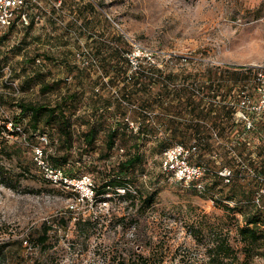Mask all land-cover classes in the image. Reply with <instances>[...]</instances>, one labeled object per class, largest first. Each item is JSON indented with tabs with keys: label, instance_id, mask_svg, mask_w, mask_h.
Listing matches in <instances>:
<instances>
[{
	"label": "rangeland",
	"instance_id": "obj_1",
	"mask_svg": "<svg viewBox=\"0 0 264 264\" xmlns=\"http://www.w3.org/2000/svg\"><path fill=\"white\" fill-rule=\"evenodd\" d=\"M61 1V22L52 20L53 12L43 0L44 9L30 27L0 32L5 36L0 42V96L4 98L0 125L6 122L13 131L18 101L54 103L60 94L75 91L70 159L82 157L85 166L81 172L75 167L76 174L89 175L98 189L101 173L114 169L131 144L107 149L104 130L92 150L82 139L92 95L102 92L121 98L124 106L132 105L111 83L102 85L98 80L101 67L93 41L104 38L111 46V35L119 32L126 41L124 54L131 65L128 75L141 67L148 74L160 73L181 94L193 92L206 106L214 104L210 118L203 123L204 131L213 136L212 149L203 150L194 141L187 144L197 146L192 161L209 170L201 180L206 190L164 173L160 154L151 151L153 143H148L142 163L129 175L133 178L130 189L138 201L135 206L123 192L82 200L75 191L52 186L40 175L32 157V146L39 139L32 136L25 117L18 125L20 130L15 128L18 133L0 129V142L8 140L21 148L20 160L0 155L5 170L14 176L21 174L15 187L0 181V252L8 254L0 264H210L211 225L228 232L238 249L241 244L236 240L235 219L241 220V215L214 203L212 198L224 199L228 180L223 178L214 187L212 178L225 168L238 172L241 165L240 176L249 179L260 164L264 133L250 134L247 150L236 147L232 138L243 130V124L232 120L226 101L256 95L250 72L264 67V0ZM53 82L54 89H41ZM185 118L192 117L186 113L178 116L182 121ZM215 118L222 120L223 130L213 125ZM122 121L136 131L137 121L132 116ZM47 134L54 153L61 141L56 132ZM261 154L264 156V151ZM261 185L264 188V183ZM154 190L151 206L141 205L139 199ZM221 204L234 206L230 201ZM80 213H92L96 221L80 225ZM45 227H49L47 240L41 244L37 240ZM17 240L23 241L18 253L14 250ZM238 256L235 264L264 262L255 255L244 263L240 250Z\"/></svg>",
	"mask_w": 264,
	"mask_h": 264
},
{
	"label": "trees",
	"instance_id": "obj_2",
	"mask_svg": "<svg viewBox=\"0 0 264 264\" xmlns=\"http://www.w3.org/2000/svg\"><path fill=\"white\" fill-rule=\"evenodd\" d=\"M51 11L55 13L53 7H51ZM33 20L34 18L24 28L30 27ZM52 20L56 22L54 18ZM16 27L12 25L4 31H10ZM3 37L5 36H0V42L4 40ZM124 42H126L124 36L116 32L111 35V46L107 44V40L104 38L93 41V44L96 58L101 67V74L98 76L99 82L102 85L111 83L123 97L128 98L132 105L124 106L121 98L105 96L102 92L92 95L93 102L90 112L86 114L88 117L85 118L84 125L86 128L82 132V139L86 147L92 150L97 137L104 130L107 149H112L115 145L131 143L125 158L120 160L109 173H101V184L98 189L95 186V198L108 192L120 195L118 189L123 188L125 192L122 196L130 200L129 204L131 206H135L138 201L136 195L130 189L133 178L129 175L136 166L142 163L145 156L144 147L148 143H153L151 151L159 153V156L166 148L175 143L188 146L187 144L192 141L201 146L203 150H211L214 143L213 136L204 131L205 126L203 123L210 118L214 104L206 106L202 98L196 100L193 92L181 94V90L174 84H167L160 73L148 74L141 67L128 75L131 65L124 54ZM150 68L155 69L153 66ZM54 84V82L53 86L45 84L41 86V89H54ZM76 96L75 91L68 90L66 93L60 94L54 103L18 101L15 106L19 108V112L17 116L12 118L13 131L7 128L6 122L0 125V129L7 131L8 134L18 133L15 128L25 117H28L27 127L31 129L34 138L40 135H45L48 138L47 132L50 134L56 132L61 145L55 147V151L52 153L50 152L51 144L49 141L46 150L47 161L51 165L61 168L67 176L71 178L79 177L81 175H77L74 168L77 167V171L81 172V167L85 166L82 157L74 161L70 159V149L73 144V126L75 124L72 116L77 110ZM3 101L4 98L0 96V103L2 104ZM112 106L113 108H111ZM182 113H186L187 116L189 115L192 118H185L184 121L179 120L178 116H181ZM128 115L137 121L135 132L129 129L128 123L122 121ZM212 123L214 126H222L223 122L215 118ZM232 125L234 126L233 123ZM224 128L222 126V130ZM262 133H264V121L257 123L254 131L245 133L241 130L231 138L235 140L236 147H242L245 151L251 146L249 135L258 134L261 136ZM263 151L264 149H261V152L258 153L260 164L256 168L257 173L254 176L249 179L240 176L241 169H244L240 165L238 172H234L230 177H227L228 181L225 186L228 190L224 195V199L212 198L216 205H223L225 210L236 209L241 215V220L235 219L238 235L236 240L240 242L241 246L237 249L232 244L228 232H224L221 227L211 225L209 227L211 244L207 249L210 264H235L239 257V250L244 254V263L255 255L264 258V193L260 194L258 202L256 201L257 194L262 189L261 184L264 183V156L261 154ZM20 154V147L10 145L8 140L0 142V155L5 159L17 157L20 160ZM70 161L73 163L70 164ZM1 163L0 158V181L7 186L15 187L19 183L21 174L12 175L4 169V165ZM208 171L206 168V174ZM223 178L225 177L216 172L213 174L212 185L215 187L216 183ZM190 183L194 185V182ZM203 188L205 189V185ZM154 193L155 190L148 192L142 200L139 199L141 205L145 203L146 207H150ZM137 194L142 197L141 193L137 192ZM223 201H226V203L233 202L234 206L221 204ZM84 215V213H80L78 217L80 225L82 223L92 225V221H96L94 214ZM196 227L200 230V226ZM48 230L49 227H45L43 233L38 236L37 241L41 244L46 242ZM15 243L14 250L18 253V250L23 246V241L17 240ZM14 250H12L13 253ZM7 255L5 252H0V262H4L6 258L8 259ZM9 258L14 260V255ZM13 264L21 263L14 262ZM117 264L124 263L118 261Z\"/></svg>",
	"mask_w": 264,
	"mask_h": 264
},
{
	"label": "built area",
	"instance_id": "obj_3",
	"mask_svg": "<svg viewBox=\"0 0 264 264\" xmlns=\"http://www.w3.org/2000/svg\"><path fill=\"white\" fill-rule=\"evenodd\" d=\"M44 1L50 7L49 11H51V7L55 10L54 15L52 14L54 20L61 22L62 1ZM42 2L43 0H0V31H4L12 25L25 27L30 24L32 18L38 19L39 10L44 9ZM49 14L51 13L49 12ZM37 61L39 62L40 59L38 58ZM250 73L254 76L256 95L254 97L241 95L237 100L226 101V105L231 110L232 120L236 123L242 122V129L245 133L254 131L257 123L264 121V67L251 68ZM16 129L20 130V127L17 126ZM38 139L39 143L32 146V157L43 179L52 186L75 191L82 200L92 201L96 195L92 178L89 175L71 178L61 168L51 165L46 159L49 140L45 135H40ZM196 150L197 146L194 144L186 146L180 143L166 148L160 156L162 170L176 180L187 184L194 182V186L199 189L203 188L201 180L206 175V168L192 161ZM219 173L227 179L232 175V170L225 168ZM118 191L124 193L125 189L121 188ZM263 193L264 189L262 188L257 194V202L258 197ZM70 207L75 209L74 205H70Z\"/></svg>",
	"mask_w": 264,
	"mask_h": 264
}]
</instances>
